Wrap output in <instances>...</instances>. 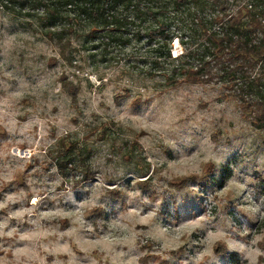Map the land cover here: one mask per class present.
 <instances>
[{"label":"rangeland","instance_id":"obj_1","mask_svg":"<svg viewBox=\"0 0 264 264\" xmlns=\"http://www.w3.org/2000/svg\"><path fill=\"white\" fill-rule=\"evenodd\" d=\"M46 31L0 9V264H264V129L238 99L220 84L165 89L168 62L154 66L146 40L98 52L82 25L64 36L70 47ZM174 35L173 56L189 39ZM65 136L93 166L90 182L55 165Z\"/></svg>","mask_w":264,"mask_h":264},{"label":"trees","instance_id":"obj_2","mask_svg":"<svg viewBox=\"0 0 264 264\" xmlns=\"http://www.w3.org/2000/svg\"><path fill=\"white\" fill-rule=\"evenodd\" d=\"M0 9L37 18L50 39L56 36L58 41L65 40L62 47H70V39L64 36L76 32V25L83 26V38L98 52L113 46L127 50L146 40L159 51L158 59L152 61L154 66L168 62L169 67H162L165 89L220 84L238 99L255 129H264V0H0ZM60 25L65 28L55 30ZM176 30L188 32L189 39L183 42V51L173 56ZM155 75L149 72V76ZM66 79L63 76L62 83L77 106L78 87ZM102 125L104 133L107 125ZM55 154L60 172L81 167L77 184L93 180L95 171L87 155L79 150L78 141L61 137ZM210 166L213 171V164ZM224 177H230L228 167ZM194 179L188 175L170 183L183 188ZM149 180H140V184L146 188ZM106 192L117 200L121 198L115 188ZM93 212L99 218L107 214L101 206L94 207ZM148 242V246L154 244ZM258 245L264 250V237ZM214 249L217 255L228 252L224 241L215 242ZM148 261L147 255L139 258L140 264Z\"/></svg>","mask_w":264,"mask_h":264},{"label":"snow or ice","instance_id":"obj_3","mask_svg":"<svg viewBox=\"0 0 264 264\" xmlns=\"http://www.w3.org/2000/svg\"><path fill=\"white\" fill-rule=\"evenodd\" d=\"M35 201H33V203H34Z\"/></svg>","mask_w":264,"mask_h":264}]
</instances>
